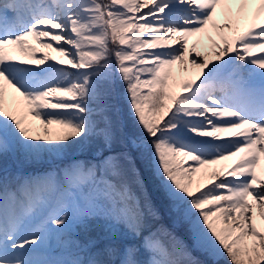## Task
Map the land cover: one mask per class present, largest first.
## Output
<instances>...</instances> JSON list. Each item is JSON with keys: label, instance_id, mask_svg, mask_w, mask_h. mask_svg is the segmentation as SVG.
I'll return each instance as SVG.
<instances>
[{"label": "snow or ice", "instance_id": "obj_1", "mask_svg": "<svg viewBox=\"0 0 264 264\" xmlns=\"http://www.w3.org/2000/svg\"><path fill=\"white\" fill-rule=\"evenodd\" d=\"M116 78L141 133L126 143L151 151L193 243L227 264H264V0H0V156L59 155L91 138L107 152L0 179V264H201L182 240L144 235L129 153L114 152ZM70 210L85 232L101 221L102 237L53 244Z\"/></svg>", "mask_w": 264, "mask_h": 264}, {"label": "rangeland", "instance_id": "obj_2", "mask_svg": "<svg viewBox=\"0 0 264 264\" xmlns=\"http://www.w3.org/2000/svg\"><path fill=\"white\" fill-rule=\"evenodd\" d=\"M48 51L50 52V54L51 55H56V53H54V52H51V50H49L48 49ZM118 83H121V84H123L120 80H119V78H116V80H115V82H114V84H118ZM116 86V91H115V94L112 92L111 93V95H110V98L112 99H115L116 97V95L118 94V89H117V85H115ZM123 95V96H122ZM121 97L123 98V102L125 103L124 104V107L125 108H127L128 109V112H130V109H129V106H128V100H127V98H126V95H125V90H124V86H123V93L121 94ZM109 103L113 106V109H114V117L117 119L118 118V116H117V114L119 115V112L118 111H122L123 109H124V107H123V105H118L117 106V104L113 101V104L109 101ZM130 115H131V112H130ZM119 120V119H118ZM38 123V122H37ZM120 123H122V121H119V125H120ZM131 124H132V126H131V130H133V132L134 133H129L128 135H125L123 138L125 139V140H127V137H131V136H139V135H141V133H140V129H139V127L136 125V123H135V121H134V118H133V116H132V120H131ZM53 127H55V126H53ZM121 136H122V134H121ZM124 142H126V141H124ZM114 147H117V145H114ZM72 148V150L74 151L73 152V154H76V153H79L80 151L81 152H86V151H91V153H93V156L94 157H96V159H94V160H90V161H88V162H92L93 164L96 162V160L97 159H99L101 156H102V154H106L105 153V149H103L102 147H101V144H100V141L98 140V139H96V138H91V139H89L83 146H79V145H76V146H72L71 147ZM70 149V148H69ZM69 149H67V150H65V151H68V153H69ZM133 150H135V151H129V150H126V152H128L129 153V156H130V163H127L126 165H125V173H131L130 175H132L133 174V172L135 171V169L136 168H138L139 167V164H138V159H137V156L138 157H140L141 159H142V164H145L146 162H145V159H144V156L146 157V159H147V161L149 160L150 161V164H151V166H152V168L154 169V171H155V173H156V175L160 178V180H161V186L163 187V192H164V194H165V196H166V198H167V200L168 201H163V202H165V205L163 206V209L165 210H167L168 212V214L169 213H172L173 214V210H169V208H173V209H175L176 210V208L173 206V201L169 198V196H168V193H167V190H166V185H165V183H164V178H163V176L162 175H160L159 174V172H158V170H157V167H156V165H155V161H154V159H153V157H152V155H151V151L150 150H148L147 152H141V151H138L137 149H135V148H132ZM11 152L13 153V155H15V151H13V150H11ZM122 152H125V151H123L122 150ZM44 154H46V153H41L39 156H37V157H31V156H28L27 155V157H28V160H33V159H35V160H39ZM52 157H54L55 159H62L63 157H64V153H61V154H59V155H57V154H55V153H49ZM12 155V156H13ZM92 156V157H93ZM93 157V158H94ZM135 158V159H134ZM74 162V161H79V162H81V163H85V162H83L84 161V157H83V155H81V154H79V155H76V156H74L73 157V159H71L70 160V162ZM149 163H148V166L150 165ZM135 167V168H134ZM65 167H57V171H58V169H60V170H62V169H64ZM49 173L51 174V175H55L54 174V171H49ZM50 174H48V175H50ZM143 175H144V178H145V174H144V172L142 173ZM129 175V176H130ZM37 176H38V174H35V175H33V176H31L32 178H37ZM42 176V175H41ZM39 177V176H38ZM142 177V179H143V176H141ZM28 178V177H27ZM26 177H23L20 181H22V180H26L27 179ZM132 179L134 180V181H136V177L135 176H133L132 177ZM124 180L126 181L127 180V178L126 177H124ZM14 182H17V179H14ZM127 182V181H126ZM128 184H129V186L131 187V182H127ZM156 187H158V186H156ZM132 188V187H131ZM158 188H160V187H158ZM133 190H135V188H133ZM132 191V190H131ZM133 193V192H132ZM137 199H138V201H139V198H138V195H136V194H133ZM158 197V196H157ZM60 198V196H59V194H57L56 196H54L53 197V205L55 204V202H56V200L57 199H59ZM64 199H65V201L66 202H69L70 203V201L68 200V197L67 196H65L64 197ZM139 204H140V202H139ZM181 206V205H180ZM55 207V206H54ZM140 207H141V204H140ZM184 208H186V204H184V205H182V207L180 208V209H182L181 211H180V213L179 214H177L176 213V211H174V213H175V216H171V220H172V222L178 227V228H180V230H181V232H182V234H183V237H184V235H186V232L187 231H189L190 232V226H189V224L187 223V222H185V220L182 218V216H183V209ZM41 211H43L44 212V216H41L40 215V217L38 218V213H40ZM40 212H38L37 213V216H36V220H37V222H39V220H41V219H43L47 214H48V212L50 211V209L48 208H45V209H43V210H41ZM93 211H96V210H93ZM75 214L73 213V210H70V215H69V217H68V223H67V227L65 228V230H60V229H54L53 230V244H55V241H56V239L61 235V234H65V233H67V234H71L70 232H69V229H70V227H74V228H76L77 229V233L79 234V238L81 239V240H84V239H87V238H95L96 236H102L103 235V233H102V231H101V226L99 225V224H97V225H94V224H89V228H88V231L87 232H85V230H84V227H83V223H79V224H77L78 223V220H80V221H82L81 220V218L80 217H78V216H74ZM178 219H182L183 221H184V224L183 225H181L179 222H178ZM81 231V232H80ZM161 232L162 231H160V232H157L158 234H161ZM165 233H167L168 235V237L169 238H167L166 239V237H164V240L165 241H168L172 236H174V237H176V238H178V239H180V240H182L184 243H185V241H184V239L180 236H178L175 232H172V231H166ZM192 238V237H191ZM187 242V241H186ZM190 243H192V241H190ZM187 244H188V242H187ZM189 245V244H188ZM188 247V249H189V251H190V253H191V257L193 258V254L196 256V255H198V256H200L203 260H205V263L204 264H215V261H218L221 257H213V258H210L209 256H207L206 254H205V252H204V250L202 249V248H200L199 247V245H197V244H192V246H187ZM211 260V261H210Z\"/></svg>", "mask_w": 264, "mask_h": 264}, {"label": "trees", "instance_id": "obj_3", "mask_svg": "<svg viewBox=\"0 0 264 264\" xmlns=\"http://www.w3.org/2000/svg\"><path fill=\"white\" fill-rule=\"evenodd\" d=\"M119 116H120L118 117L119 121H122V123H120L119 125L122 130L121 131L122 137L128 135L129 133L131 134L134 133L133 130H131L132 124L128 121V119H125L123 115H121L120 113ZM124 141L127 142V140L125 139ZM126 142L115 144L117 145V147H114V152H122V150L135 151L132 149L130 145H127ZM17 151L18 152L16 158L11 156L10 151L5 155L0 156V168H3L6 165L9 166L10 164H14L16 160L20 162H24L25 160H28L27 155L23 149L18 148ZM71 151L73 150L70 147L69 153L68 151L64 152V156L66 157L60 160L53 161V159L50 158L49 153L44 154L42 158L44 161H47L46 163L52 167L63 166L67 162V158H68L67 156L71 155L72 153ZM105 153L107 154L106 150ZM137 159H138L139 167L135 169L132 175H130L131 173H125L124 177L127 178L126 180L127 182H131V187H132L131 190L133 194L138 195L139 202L143 210L144 222L146 225L144 234L147 235L149 232L157 233L162 231L161 234L159 235L164 237L166 231H172L175 232L179 237L181 236L184 239V237L181 234H179L175 229L171 228V223H172L171 216L172 215L175 216L174 209L169 208V210H173L172 211L173 214L172 213L168 214L167 213L168 211L166 209L165 210L163 209V206L165 205V202L163 201H168V200L163 192V187L161 186L160 178L156 175L149 160L147 161L145 156H144L146 162L145 164H142L143 161L140 157L137 156ZM32 161L33 163H37V160L35 159H33ZM40 163H43V161H41ZM148 163L150 164L149 166ZM143 172L145 174V178L144 175L142 174ZM133 176L136 177V181L132 179ZM141 176H143V179ZM133 188H135V190H133ZM79 223L81 224L83 222L80 221L77 224ZM89 224H94V225L99 224L101 226V221L90 218ZM69 232L79 238V234L77 233L76 228L70 227ZM167 238L169 237L167 236ZM199 259L200 258H197V260Z\"/></svg>", "mask_w": 264, "mask_h": 264}, {"label": "bare ground", "instance_id": "obj_4", "mask_svg": "<svg viewBox=\"0 0 264 264\" xmlns=\"http://www.w3.org/2000/svg\"><path fill=\"white\" fill-rule=\"evenodd\" d=\"M218 19H222V17H218ZM195 39H196L195 37L191 38L190 41H189V43L191 44ZM207 45H208V41L207 40H204L202 42V44L198 46V50H201V51H209V47H206ZM41 51H48V49H43ZM209 54H210V51H209ZM189 67L191 68L192 66L189 65ZM182 75L183 76H187L189 74L188 73H183ZM177 91H179V89H177ZM231 162L232 161H229V162H226V163H231Z\"/></svg>", "mask_w": 264, "mask_h": 264}]
</instances>
